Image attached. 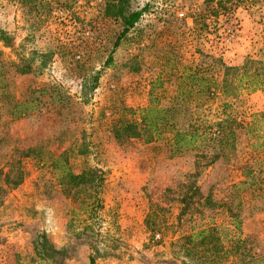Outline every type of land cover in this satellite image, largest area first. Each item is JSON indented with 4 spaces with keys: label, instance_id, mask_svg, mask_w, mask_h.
Segmentation results:
<instances>
[{
    "label": "rangeland",
    "instance_id": "374dc122",
    "mask_svg": "<svg viewBox=\"0 0 264 264\" xmlns=\"http://www.w3.org/2000/svg\"><path fill=\"white\" fill-rule=\"evenodd\" d=\"M107 1L0 0L13 41L0 42L12 64L0 67V264H170L171 241L224 223L203 200H223L264 160L241 130L259 112L264 130V75L254 92L171 99L174 72L205 55L264 61V0H118L123 18L140 16L115 47L122 18L104 14ZM157 76L155 104L169 107L159 137L138 118ZM172 130L196 131L195 143L175 152ZM82 171L100 182H69ZM238 196L240 231L223 229L264 264V182Z\"/></svg>",
    "mask_w": 264,
    "mask_h": 264
},
{
    "label": "trees",
    "instance_id": "16d2710c",
    "mask_svg": "<svg viewBox=\"0 0 264 264\" xmlns=\"http://www.w3.org/2000/svg\"><path fill=\"white\" fill-rule=\"evenodd\" d=\"M228 2V0H219L216 1V4L219 7H223V5ZM119 5V1L117 0L116 3L107 1L103 6L104 14L122 18V20H119L121 22V29L114 39L113 47H115L128 30L133 27L140 16L139 12H132L126 18H123ZM194 21L196 23V19ZM0 42L3 48L11 49L13 47L11 37L2 31H0ZM110 61V57H108L105 64L108 65ZM4 64L8 66L12 65L11 63L8 64L7 62L0 61V67ZM256 65H258V68L255 67ZM17 70L20 75L27 72L25 68L19 67ZM3 74H5V72ZM263 75L264 61L262 60L253 61L246 58L240 66H226L221 60L205 55L199 64H195V66H182L174 72L177 85L174 92L175 95L171 99L177 100L182 98V100H188L190 95L196 93L201 96V100L204 102L220 94L233 97L238 96L241 91L254 92L260 87ZM5 82H7L6 77L2 76L0 78V86H3ZM93 83H96V76L93 78ZM159 86L160 76H157V78L151 82L149 103L146 107L140 109L138 115L139 122L145 125L157 137H159L163 127L166 125L167 119L164 118L162 114L165 112V109L167 110L169 108H164L162 106L158 107L157 104H155L157 101L155 90ZM226 103L227 102L221 103V109L225 108ZM35 107H37V104H35L34 108ZM13 109H16V105H12L11 110ZM14 113L13 111V114ZM260 121H263V113L261 112L253 114L251 120L245 126H241L243 135L252 138V141L249 142V146L253 149H256V147L263 148L264 146V130L258 127ZM218 125L219 123L217 122L215 126ZM217 132L218 130L215 129L209 130L207 133L210 136H214ZM170 133V141L173 143L172 146L175 152L191 147L197 138V132L194 130L189 132L172 130ZM8 174V172L4 174L3 182L5 185H8L9 182ZM243 174L245 180L231 186L223 200L219 202H214L206 198L203 200L202 205L212 210V216L218 215L223 219L224 223L221 225H205L194 232L184 233L171 241L169 243V254L172 258L170 264H232L228 259L229 256L234 255L235 261L237 260L239 264H249L257 258L248 251L249 249L246 248L243 240H240L238 237L235 239H233V237L227 238L226 233L230 232V230L223 229V227L227 225L237 232L240 231V210L243 201L238 196L239 188L244 185H251L256 181L264 182V160L260 161L258 164L246 166L243 169ZM93 178L96 183L100 182V178L95 174L91 176L90 171H82L76 175H68L69 182H73L74 185L89 182ZM97 185L98 184L95 186ZM181 204L180 214H183L182 208L186 205V201L181 199ZM94 205L99 206L97 198L94 200ZM147 219L148 218H145V224L152 232L153 228L147 224ZM245 256L247 260H243ZM89 264H93L91 259L89 260Z\"/></svg>",
    "mask_w": 264,
    "mask_h": 264
}]
</instances>
